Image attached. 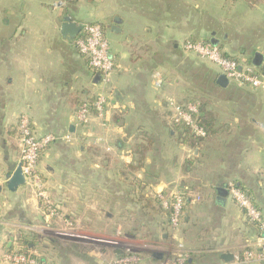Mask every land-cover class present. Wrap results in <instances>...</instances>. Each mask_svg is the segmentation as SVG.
Masks as SVG:
<instances>
[{"label":"crops","instance_id":"obj_1","mask_svg":"<svg viewBox=\"0 0 264 264\" xmlns=\"http://www.w3.org/2000/svg\"><path fill=\"white\" fill-rule=\"evenodd\" d=\"M229 1L243 13H226V0H157L154 7L146 0H0V264L14 250L42 264H111L120 254L114 237L125 225L118 219H129L135 182L145 194L185 192L177 229L166 220L157 226L165 229L167 245L188 253L187 264H230L223 254L253 242L256 231L226 186L243 187L264 213V90L228 81L221 86L218 68L193 57L215 73L212 78L206 68L203 77L218 107L210 111L213 134L190 149L177 140L167 103L188 104L185 92L163 72L165 47L177 51L189 38L261 68L264 0ZM66 19L99 24L108 41L116 69L105 123L94 114L85 126L75 122L79 105L102 87L74 40L62 35ZM21 115L37 136L72 138L50 145L38 162L61 219L46 218L25 185L7 188L19 165ZM146 140L151 148L143 167L132 172L134 147ZM73 225L77 235L70 237ZM122 236L123 242H140L124 231ZM137 264H161V254L145 255Z\"/></svg>","mask_w":264,"mask_h":264},{"label":"built area","instance_id":"obj_2","mask_svg":"<svg viewBox=\"0 0 264 264\" xmlns=\"http://www.w3.org/2000/svg\"><path fill=\"white\" fill-rule=\"evenodd\" d=\"M77 52L83 56L88 67L99 76L102 92L93 98V101H84L74 113L75 122L79 126L88 124L92 114L101 122H106L108 98L111 77L116 69L114 58L110 53L108 42L102 27L97 23H84L74 39ZM180 49L185 53L194 55L199 60L206 61L218 68L225 79L237 87L249 90H264V51L261 54V68H255L240 62L233 56L226 55L220 47L206 41L185 40ZM171 117L170 123L183 124L191 133L203 138L205 132L198 125L195 116L197 105L188 103L179 105L174 100H168ZM18 141L20 145L19 165L24 178V185L28 187L33 197L37 200L40 210L46 218L61 219L59 207L51 199L45 183L38 172L40 154L56 141L70 142V135L58 138L52 134L37 136L32 129L29 119L21 115L17 120ZM228 198L241 210L246 222L256 231V237L250 244L244 246L239 252L232 254L230 264H264V213L253 203L252 198L246 194L235 182L226 186ZM155 200L164 211H169V227L177 229L185 205L184 193L174 192L165 194L158 192ZM7 264H42L39 258L32 254L14 250L7 252L2 257ZM139 258L135 254H127L111 264H137ZM188 253L178 248V253L172 259H167L163 264H186Z\"/></svg>","mask_w":264,"mask_h":264},{"label":"rangeland","instance_id":"obj_3","mask_svg":"<svg viewBox=\"0 0 264 264\" xmlns=\"http://www.w3.org/2000/svg\"><path fill=\"white\" fill-rule=\"evenodd\" d=\"M138 1L142 3L145 2V0ZM155 1L157 0H146V2L149 3L148 5H150L151 7H154L156 3ZM229 3L230 1L226 0V4L224 5V10L226 13L235 14L237 10L243 13L242 9L238 6L230 8ZM157 5L160 7L159 4ZM246 13L253 14L249 9L248 11H246ZM186 40L195 41L194 39L190 38ZM187 54L189 53H185L183 50L180 49L176 51L173 50L172 47H165L164 53L162 54V58L164 61V76L172 79L176 78L178 80V83L180 85L179 87L185 92V100H187L188 103L194 102L200 107L201 110H204L206 113L217 109V103H215L214 100L212 102L213 98L208 95V93L211 92L208 90V83L203 77L205 75V73L203 72L206 70V68L209 67H207L206 64L200 63L198 60L194 59V55ZM210 68L209 70H211V77L213 78L215 77V73ZM139 188L140 187L136 182L132 186V191L130 194L132 212L129 214V219L127 218V220H124L121 216L118 219V225H121V223H125L122 229L119 230L118 238L123 237L122 232L124 231L128 234L135 236V240H139L140 242L127 243L121 241L117 237H114V250H119L120 252L118 257H114V260H119L127 254L132 253L135 254V256L139 258V260H141V258L145 255L161 254V264H163L165 260L172 259L173 256L178 253V249L175 246L172 247L171 245H167V243L161 238V235L165 233V229L161 228L160 225H162L166 218L163 215L155 214L158 209V204L155 200V195L149 193L145 194L140 191ZM145 201H148L147 204L149 203L150 208L145 207ZM158 224L160 225L157 226ZM74 225L70 227L71 230H69L67 233L68 235H70V237L77 235V233L73 232L75 231ZM84 250V252H88L90 249L86 247L84 248ZM133 250L137 252L134 253Z\"/></svg>","mask_w":264,"mask_h":264},{"label":"trees","instance_id":"obj_4","mask_svg":"<svg viewBox=\"0 0 264 264\" xmlns=\"http://www.w3.org/2000/svg\"><path fill=\"white\" fill-rule=\"evenodd\" d=\"M89 101L92 102L93 99H90ZM197 108L198 109H197V114L195 116V119H196L198 125L200 126V128L205 132V136L203 138L194 136L191 133V130L187 126H185L183 124H180V125L171 124L173 129H174V131L177 132V134H176L177 140L181 144L189 147L190 149H197L202 143H204L208 138H210V136L213 134V125L215 124L214 116H213V114L210 111L206 113L204 110H201L200 107H197ZM144 142H145V144L144 143L137 144L134 147L133 153L135 155L136 166L135 167L130 166V170L132 172L133 171H137L138 169L143 167V162L145 160V155H146V153H148V151L151 148L150 147L151 146V141L150 140H146ZM238 187H240L246 193V191H245V189L243 187H241L240 185ZM184 194H185V192H184ZM147 202L145 204V207H149V203L147 204ZM187 202H188V200H187V197L185 196V204H187ZM157 204H158L157 205L158 209L155 212V214H160V215L165 216V218L167 220V224L169 225V214H170V212L169 211H164L160 207L158 202H157Z\"/></svg>","mask_w":264,"mask_h":264},{"label":"water","instance_id":"obj_5","mask_svg":"<svg viewBox=\"0 0 264 264\" xmlns=\"http://www.w3.org/2000/svg\"><path fill=\"white\" fill-rule=\"evenodd\" d=\"M80 31V25L76 24L73 21H70L69 19H66L61 24V33L63 36L69 38V39H75V37L78 35ZM214 45V44H213ZM217 83L221 86H224L227 83V80L224 76H219ZM24 185V178L21 174L20 165L17 166V168L14 170L12 175L7 181V188L10 191H14L17 187ZM221 194V192H220ZM221 259L228 263L232 261V255L231 254H223L221 256Z\"/></svg>","mask_w":264,"mask_h":264}]
</instances>
